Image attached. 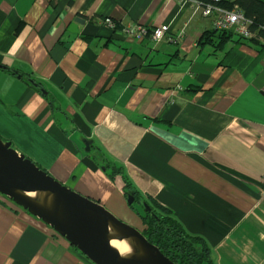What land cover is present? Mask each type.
<instances>
[{"label": "crops", "instance_id": "crops-1", "mask_svg": "<svg viewBox=\"0 0 264 264\" xmlns=\"http://www.w3.org/2000/svg\"><path fill=\"white\" fill-rule=\"evenodd\" d=\"M213 21L192 0H0V136L138 224L108 175L121 165L216 264H264V47L199 45ZM128 23L168 30L135 40ZM0 264L93 263L0 195Z\"/></svg>", "mask_w": 264, "mask_h": 264}, {"label": "water", "instance_id": "water-1", "mask_svg": "<svg viewBox=\"0 0 264 264\" xmlns=\"http://www.w3.org/2000/svg\"><path fill=\"white\" fill-rule=\"evenodd\" d=\"M82 22V18L75 17L69 30L77 31V24ZM0 67L11 70L1 64ZM28 81L38 86L32 79ZM39 89L48 95L47 90ZM83 141L88 150L91 140ZM0 195L51 227L93 264H179L137 228L117 218L98 201L54 178L1 136ZM126 197L127 204H132L134 192L126 191ZM141 203L144 210L151 211L146 201Z\"/></svg>", "mask_w": 264, "mask_h": 264}, {"label": "trees", "instance_id": "trees-1", "mask_svg": "<svg viewBox=\"0 0 264 264\" xmlns=\"http://www.w3.org/2000/svg\"><path fill=\"white\" fill-rule=\"evenodd\" d=\"M218 4L228 8L237 5L245 17L252 21L250 28L255 30L257 35H264V0H221ZM233 36L236 37V41L243 39L245 43L252 42L261 48L264 47L255 37L243 38L236 33L217 28L204 30L198 44L210 45L214 51H217L223 48L224 43ZM114 168L117 169L115 166ZM122 179L125 190L135 191L126 175H123ZM134 196L135 203H141L144 200L137 193ZM149 204L151 211L143 209L139 212L136 208L145 226L141 232L149 242L156 245L163 254L176 263L213 264L210 248L202 237L187 232L170 209L152 200Z\"/></svg>", "mask_w": 264, "mask_h": 264}, {"label": "built area", "instance_id": "built-area-1", "mask_svg": "<svg viewBox=\"0 0 264 264\" xmlns=\"http://www.w3.org/2000/svg\"><path fill=\"white\" fill-rule=\"evenodd\" d=\"M196 8L200 10L203 16H213V27L217 29H225L232 33H236L243 38H257V40L264 46V35H257L255 30L250 28L252 21L245 17L240 8L234 5L231 8L224 7L218 3L221 0H192ZM104 23L109 24V19H104ZM168 27L164 24L151 28V33H148L149 28L141 24L128 23L124 30L135 40H141L145 36H150L151 39L159 41L164 37Z\"/></svg>", "mask_w": 264, "mask_h": 264}, {"label": "rangeland", "instance_id": "rangeland-1", "mask_svg": "<svg viewBox=\"0 0 264 264\" xmlns=\"http://www.w3.org/2000/svg\"><path fill=\"white\" fill-rule=\"evenodd\" d=\"M104 19H109V24H113V30H116V27H118V25L117 24H114V22H113V20L111 19V18H109V17H105V18H102V21L104 22ZM106 25V24H105ZM116 25V26H115ZM109 27V26H108ZM125 26H123V28H124ZM118 28H121V26L120 27H118ZM168 30V29H167ZM148 33H151V29H149V31H148ZM161 40V39H160ZM108 165H110V172L108 171V175H110V177H114L115 175H118L119 177H120V179L122 180V182H123V179H122V176L124 175V173H123V171H122V166L121 165H119V166H115V164H108ZM114 166L115 167H117V169H115L114 168ZM102 167H105V166H102ZM108 167V166H107ZM106 168V167H105ZM105 168L103 169V170H105ZM107 175V174H106ZM107 175V176H108ZM133 186V185H132ZM122 195H123V198H124V202H125V205L127 206V212H129V211H131V213L133 214V215H135V217H137V218H139V220H140V222L141 223H138L137 224V222L135 221V219L134 220H130L129 222H127L126 220H123V217L121 216V217H117V218H119L120 220H122V221H124V222H126L127 224H129V225H131V226H133V227H135V228H137L139 231H141L142 229H144L145 228V226H144V224L142 223V221H141V219H140V217H139V215L137 214V212H136V208H137V211H141V210H143V208H142V203H135V201H133V203L132 204H127V201H126V199H127V197H126V191L127 190H125V188L123 187V183H122ZM133 188L135 189V191H134V194H136L137 193V195H140L139 194V192L136 190V188L133 186ZM136 192V193H135ZM90 198V197H89ZM135 196H134V200H135ZM90 199H92V198H90ZM144 199V198H143ZM147 199V198H146ZM146 199H144L146 202H147V200ZM92 200H95V199H92ZM96 201H98V200H96ZM99 202V201H98ZM100 203V202H99ZM148 204L149 203H151V201L149 200V202H147ZM102 205H103V203H101ZM149 206H150V204H149ZM151 207V206H150ZM105 208H106V206H105ZM108 209V208H107ZM109 210V209H108ZM110 211V210H109ZM111 212V211H110ZM112 213V212H111ZM178 220V219H177ZM179 221V220H178ZM131 222V223H130ZM180 222V221H179ZM181 223V222H180ZM181 225L183 226V228L186 230V228L184 227V225L181 223ZM187 231V230H186ZM187 232H189V233H191V234H194V235H198V236H200V237H202L201 235H199V234H197V233H192V232H190V231H187ZM203 238V237H202ZM204 239V238H203ZM205 240V239H204ZM205 242H206V240H205ZM207 243V242H206ZM208 245V244H207ZM209 246V245H208ZM210 248V247H209ZM210 252H211V249H210ZM210 256H211V258H212V260H213V264H216V261H215V258H214V256H213V254H212V252H211V254H210Z\"/></svg>", "mask_w": 264, "mask_h": 264}]
</instances>
